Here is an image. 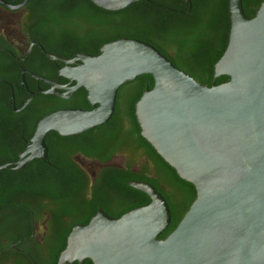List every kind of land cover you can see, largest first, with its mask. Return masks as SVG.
Segmentation results:
<instances>
[{
	"label": "water",
	"instance_id": "95a60500",
	"mask_svg": "<svg viewBox=\"0 0 264 264\" xmlns=\"http://www.w3.org/2000/svg\"><path fill=\"white\" fill-rule=\"evenodd\" d=\"M27 1L0 4L14 10ZM90 1L119 10L139 0ZM228 10V41L214 63L211 85L135 38L108 41L95 55H76L78 62L38 43L47 57L65 62L60 74L75 81L62 86L33 74L51 85L40 91L68 98L84 87L91 108H61L42 116L19 159L0 164V169L45 160L50 130L72 135L106 123L119 87L150 74L153 87L146 86L135 104L141 135L196 191L176 226L160 238L171 221L165 198L150 182L129 180L150 201L119 217L100 206L87 223L71 228L57 264L84 258L93 264H264V0L252 17L245 14L242 0H228ZM19 16L0 8V27L17 42L20 34L14 25ZM220 75L228 79L216 84ZM29 93L24 105L32 98L33 91ZM131 160L147 162L140 154Z\"/></svg>",
	"mask_w": 264,
	"mask_h": 264
},
{
	"label": "trees",
	"instance_id": "16d2710c",
	"mask_svg": "<svg viewBox=\"0 0 264 264\" xmlns=\"http://www.w3.org/2000/svg\"><path fill=\"white\" fill-rule=\"evenodd\" d=\"M6 1L18 3L22 0ZM260 3L261 0H242L245 14L252 17ZM26 7L35 14L36 31L50 43L60 44L66 38L75 37L84 48L91 42L98 47L123 37L139 39L153 45L174 65L205 85L213 81L214 63L226 47L230 28L228 0H190L189 4L184 0H139L119 10L101 8L90 0H28ZM2 44L5 42L1 38ZM47 48L55 52L52 47ZM227 79V75H220L215 83ZM12 83L16 86L14 81ZM153 84L150 74H140L123 83L117 91L111 118L80 135L60 136L50 130L47 138L54 135V140L53 144H48L47 161L52 165L36 158L21 169L6 167L0 170L7 182L6 186L0 184V197L28 191L49 198L50 226L61 228L58 236L64 242L71 228L87 223L100 206L108 215L119 217L148 203L150 198L145 192L128 184L129 180L148 181L162 194L170 209L171 221L159 235L165 237L187 210L196 191L194 185L180 178L141 135L135 104L146 86L152 88ZM35 96L42 95L35 91ZM59 108H91L86 90L79 88L68 100L53 99L52 106L43 108L41 117ZM5 114L0 104V115ZM34 129L35 123L26 130L0 123V164L18 158V152L25 148ZM75 150L93 153L100 161L109 158L113 151L123 150L130 153V160L132 155L140 154L147 162L139 171L131 170L127 175L121 169L106 167L98 176L100 181L90 186L77 169L60 167ZM1 180L4 178L0 175ZM86 263L93 264L88 258Z\"/></svg>",
	"mask_w": 264,
	"mask_h": 264
},
{
	"label": "flooded vegetation",
	"instance_id": "af4514ba",
	"mask_svg": "<svg viewBox=\"0 0 264 264\" xmlns=\"http://www.w3.org/2000/svg\"><path fill=\"white\" fill-rule=\"evenodd\" d=\"M26 4L14 10L7 9L0 4V8L7 12L20 13L18 22L14 25L20 34L18 42L12 38L10 39L5 28L0 27V39L2 38L5 42V44L0 45V104L6 113L4 116L0 115V123H4L11 128L20 126L23 130H26V127L28 128L31 123H35L36 126L41 118L43 108L46 105L52 106L53 99L55 101L60 98L68 100L75 92L68 98H63L58 94L40 91L50 89L51 85L34 77L33 74L62 86L74 85L75 81L60 74V69L65 66V62L47 57L38 43L46 50L48 49L47 46L52 47L55 52L51 53L68 60H74L76 55L82 53H91L93 55L101 47H97L94 42H91L90 45L82 48L75 37L66 38L60 44L59 42H48L41 33L36 31L37 19H34L35 14L32 13V9L26 7ZM74 62L78 61L74 60ZM22 75H24V82ZM12 81L16 83V86ZM8 89H10L9 93L7 92ZM29 91H33L32 98L24 105L30 97ZM35 91L42 96L37 98ZM57 91L59 94L62 93L61 89H57ZM89 105L91 106L90 103ZM82 133L84 132L72 135L58 134L60 136H74ZM53 136L51 135L48 138L47 134L45 136V143L48 149V144H53ZM85 141H89V139H85ZM87 144H90V142ZM21 151L18 152L17 159L8 161L18 160ZM142 158L146 160V158ZM47 160L48 151L45 162L50 165L51 163ZM142 166L143 163L137 164L135 161L132 163L123 150L113 151L105 161H100L93 153L89 154L75 150L68 154L67 160L62 162L60 167L77 169L87 178V182H90L89 185L91 186L93 182L100 181L98 176L106 167L121 169L127 175L128 171H139ZM0 175L4 178L0 184L6 186L7 182H5L4 173ZM49 204H51L49 198L39 194H30L28 191L26 194L18 193L0 197V264H57L60 252L64 249L61 246L66 241L64 239L63 242L58 236L61 228L50 226ZM63 220L65 221L66 218L64 217ZM61 225H63V222ZM86 259L84 258L81 263L75 260L73 264H87Z\"/></svg>",
	"mask_w": 264,
	"mask_h": 264
}]
</instances>
